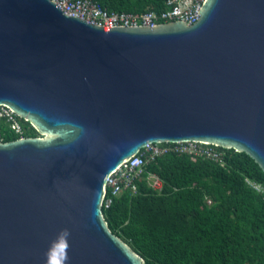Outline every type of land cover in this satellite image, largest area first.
Returning a JSON list of instances; mask_svg holds the SVG:
<instances>
[{
    "label": "water",
    "instance_id": "water-1",
    "mask_svg": "<svg viewBox=\"0 0 264 264\" xmlns=\"http://www.w3.org/2000/svg\"><path fill=\"white\" fill-rule=\"evenodd\" d=\"M199 13L103 27L53 0H0V106L39 133L0 140V264H44L63 228L68 264H146L103 201L147 143L234 148L264 171V0Z\"/></svg>",
    "mask_w": 264,
    "mask_h": 264
},
{
    "label": "trees",
    "instance_id": "trees-1",
    "mask_svg": "<svg viewBox=\"0 0 264 264\" xmlns=\"http://www.w3.org/2000/svg\"><path fill=\"white\" fill-rule=\"evenodd\" d=\"M97 1L110 11L166 7L165 0ZM16 117L23 132L0 115V140L39 135L29 121ZM218 148L220 161L174 151L159 156L144 173L161 177L160 190L137 179L136 193L125 189L103 206L111 230L146 264H264V171L246 152Z\"/></svg>",
    "mask_w": 264,
    "mask_h": 264
},
{
    "label": "built area",
    "instance_id": "built-area-1",
    "mask_svg": "<svg viewBox=\"0 0 264 264\" xmlns=\"http://www.w3.org/2000/svg\"><path fill=\"white\" fill-rule=\"evenodd\" d=\"M63 11L76 15L103 27H114L118 25H157L162 22L184 20L187 24H193L200 18L199 10L204 0H165V8L156 11L153 9L133 11H110L103 7L97 0H53ZM4 110L2 115L10 122L15 132L21 134L23 127L17 119V114L10 108L0 106ZM218 145L201 141H164L147 143L140 151L124 161L109 176L105 185V196L103 206L108 207L125 189L137 192V179L144 178L153 189L160 190L163 186L161 177L153 171L144 173L146 165L159 156L170 151L177 153H188L193 158L203 157L216 161L222 159L223 152ZM252 185L261 190V186L251 182ZM208 204L212 203L210 197H206Z\"/></svg>",
    "mask_w": 264,
    "mask_h": 264
},
{
    "label": "clouds",
    "instance_id": "clouds-1",
    "mask_svg": "<svg viewBox=\"0 0 264 264\" xmlns=\"http://www.w3.org/2000/svg\"><path fill=\"white\" fill-rule=\"evenodd\" d=\"M71 235L72 233L69 228H63L55 235L44 253V264H68L70 260ZM53 253H57L55 258Z\"/></svg>",
    "mask_w": 264,
    "mask_h": 264
},
{
    "label": "rangeland",
    "instance_id": "rangeland-1",
    "mask_svg": "<svg viewBox=\"0 0 264 264\" xmlns=\"http://www.w3.org/2000/svg\"><path fill=\"white\" fill-rule=\"evenodd\" d=\"M2 112H4V110L0 109V115H2ZM5 121L8 122V123H10V126H11V122L8 119H6Z\"/></svg>",
    "mask_w": 264,
    "mask_h": 264
}]
</instances>
